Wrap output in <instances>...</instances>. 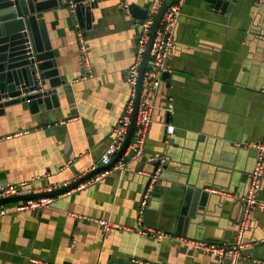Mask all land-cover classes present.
<instances>
[{
	"label": "crops",
	"instance_id": "1",
	"mask_svg": "<svg viewBox=\"0 0 264 264\" xmlns=\"http://www.w3.org/2000/svg\"><path fill=\"white\" fill-rule=\"evenodd\" d=\"M122 1L99 0L90 28L76 26L68 3L45 11L56 67L66 81L57 88L60 108L51 118L32 113L27 104L5 108L0 187L29 182L32 190H47L104 165L101 158L130 97L126 70L139 33V20L121 8ZM152 1L126 0L140 6ZM175 39L170 78L158 88L144 154L127 158L128 170L112 166L98 181L53 197L48 205L18 210V202L5 204L10 211L0 217V264H229L192 243L140 232L138 211L151 182L150 157L162 154L170 167L152 185L142 226L175 235L179 188L192 183L210 188L211 200L199 224L178 237L235 243L239 197L255 165L254 145L264 137V3L238 0L228 17L202 0H186ZM55 119L57 126H50ZM168 124L174 126L171 134ZM253 217L237 264H264V247H256L264 241V207Z\"/></svg>",
	"mask_w": 264,
	"mask_h": 264
},
{
	"label": "water",
	"instance_id": "2",
	"mask_svg": "<svg viewBox=\"0 0 264 264\" xmlns=\"http://www.w3.org/2000/svg\"><path fill=\"white\" fill-rule=\"evenodd\" d=\"M70 1L74 4L71 13L75 18V24L90 28L95 18L93 9L97 7L98 1L89 3L86 0H0V115L4 114L6 107L18 103L27 104L32 113L47 114L49 118H51V111L60 108L57 88L64 85L66 81L61 79L56 67L58 52L52 48L44 14L46 10L59 5L64 6L65 3L69 5L67 8H71ZM173 1L168 0L155 17L150 41L140 69L135 109L129 132L122 148L112 161L89 171L67 185L54 190L3 198L0 199V205L52 198L65 194L114 166L124 156L135 129L142 78L151 43L164 12ZM202 2L209 5L215 12L230 17L235 11L238 0H202ZM149 6L150 3L143 6L135 3L130 4L129 13L139 20V24H142L147 16ZM29 40H31L32 47L28 44ZM169 78L170 73L167 71L163 74V79ZM41 105H44V111H42ZM49 124L56 127L58 121L51 120ZM60 128L63 126L57 127V129ZM150 161H154L150 181L155 176L162 178L163 170H168L170 167V160L165 159L162 154L150 157ZM179 191L181 197L176 203L173 213L174 233L176 236H186L190 224L197 226L200 214L206 212L207 205L211 200V193L210 188L196 187L192 183H183ZM256 247H264V241L258 243ZM109 264H135V262L125 263L123 260H115Z\"/></svg>",
	"mask_w": 264,
	"mask_h": 264
},
{
	"label": "built area",
	"instance_id": "3",
	"mask_svg": "<svg viewBox=\"0 0 264 264\" xmlns=\"http://www.w3.org/2000/svg\"><path fill=\"white\" fill-rule=\"evenodd\" d=\"M96 1L99 0H87V2L89 3ZM167 1L168 0H153L150 3L146 18L144 19L142 24H139V33L137 36L134 61L126 70V81L130 86V97L127 101L126 106L124 107L123 113L121 114L117 124L114 127V137L109 143L105 154L101 158V161L104 165H107L112 161L118 151L122 148L128 135L135 109V100L137 96L140 69L150 41L152 26L155 21L156 15ZM185 1L186 0H174L167 7L158 24L153 41L151 43L147 65L143 73L142 87L137 108V117L133 136L124 153V156L120 158L114 165V169L116 170H128L126 166L127 158H137L144 154V144L147 139L149 127L152 123V111L155 107V98L158 88L162 82L163 74L168 71V63L173 57V53L176 47L175 35L180 24V18L185 6ZM259 1L260 3H264V0ZM69 4L73 11L74 4L72 3V1H70ZM121 8L125 12L129 13V4L128 2H126V0H123L121 2ZM76 26L79 28L80 25L76 23ZM78 40L80 49L84 51L83 40L81 38H78ZM28 44L30 45V47H32L31 40L28 41ZM86 65L88 64L86 63ZM166 111L168 115L174 112L171 104L166 107ZM167 130L168 133L171 134L174 131V126L168 124ZM254 147L257 149L255 165L249 175L247 192L244 196L239 197L242 203V213L238 222L236 241L234 244L208 245L206 243L179 238L173 233L161 230L147 229L146 227L142 226L141 218L143 217L151 198L152 185L157 179L156 176L153 177L148 188L142 195V200L138 211L140 232L148 233L149 231L156 235V237L168 238L171 242L178 240L181 242H185V244L192 243L197 248H202L210 251L214 256L220 257L222 261L228 260L229 264H237L243 258L242 250L246 245L244 237L245 233L252 226L254 220L253 212L258 207H264V202L260 199V193L264 179V137L262 141L255 144ZM103 174L105 173L103 172L101 174H98L87 182L90 183L98 181ZM81 186H83V184H81L79 187ZM58 187L61 186L50 187L49 189L42 191L54 190ZM42 191L32 190L29 182L7 184L0 187V199ZM212 191L219 192L224 195L229 194L226 191L218 189H212ZM52 200L53 197L20 201L18 202L17 209L19 210L45 206L51 203ZM9 211L10 210L9 208H7V205H0V217L7 214ZM99 223L103 225L104 228L108 227L106 222L103 220L99 221ZM32 262L38 263L37 260H32Z\"/></svg>",
	"mask_w": 264,
	"mask_h": 264
}]
</instances>
